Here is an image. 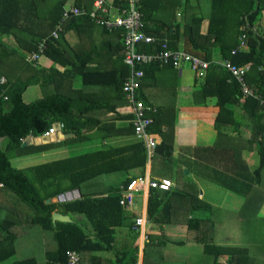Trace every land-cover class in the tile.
<instances>
[{
	"label": "trees",
	"instance_id": "trees-1",
	"mask_svg": "<svg viewBox=\"0 0 264 264\" xmlns=\"http://www.w3.org/2000/svg\"><path fill=\"white\" fill-rule=\"evenodd\" d=\"M69 1L0 0V80L4 78L0 82V263L15 258L12 264H66L70 250L78 252L83 264H131L137 259L139 234L132 230L117 193L120 184L143 178L147 162L146 150L130 123L132 106L121 93L129 74L123 63L124 33L107 31L85 17L63 19ZM93 2L72 0L71 5L88 12ZM128 3L112 0L120 9ZM137 9L143 14L144 33L155 40L153 45H141L140 51L156 52L166 42L171 50L208 62L193 91L196 105L211 98L218 108L213 121L216 136L205 148L209 154L205 161L213 172L207 179L242 197L236 212L223 210L200 200L197 185L183 180L185 170L176 168L172 159L177 82L162 75L172 71L176 77L179 70L158 64L141 67L138 98L156 109L149 114L148 132L156 142L151 173L176 182L169 191H149L150 227L142 248L143 264H264V29L258 23L264 0H138ZM58 23L61 32L54 39L51 33ZM85 30L109 38L107 48L116 52V69L98 68L94 73L75 69L77 53L69 48L81 45L77 35ZM41 39H46L42 56L70 69L60 72L25 62ZM90 46L99 48L94 42ZM224 59L250 66L246 81L254 97L243 99L239 84L214 64ZM194 74L196 82L199 74ZM75 75L81 76L85 87L105 85L107 78L110 86L105 85L104 95L96 98L79 96L70 82ZM33 85H39L42 98L26 103L23 95ZM116 122L124 126L113 132ZM54 125L74 137L22 147L28 136L42 137ZM116 137L132 139L122 145H95ZM80 144L89 147L26 169H16L10 162ZM246 152L258 156L253 171L243 158ZM74 190L80 192L79 199L45 203ZM55 212L69 216L70 222H54ZM74 214L84 220H74ZM122 229L126 234L118 240ZM222 230L226 236L220 241Z\"/></svg>",
	"mask_w": 264,
	"mask_h": 264
},
{
	"label": "crops",
	"instance_id": "crops-1",
	"mask_svg": "<svg viewBox=\"0 0 264 264\" xmlns=\"http://www.w3.org/2000/svg\"><path fill=\"white\" fill-rule=\"evenodd\" d=\"M71 2L72 0L69 1V5H71ZM203 30H205V27L203 28ZM77 37L79 40H81L80 41L81 45L74 47L73 50L69 48L70 51L77 53V57L73 58V61L75 62L76 70H79L82 73H94V71H96L98 68H100L101 70H112V69H116V66L118 67V65L115 64V59H116L115 53L116 52L114 48H110V49L107 48V44H109L111 41L105 35H101L98 32H93L91 30L90 31L85 30L79 33ZM91 42L98 44L99 48L92 49L93 46H90ZM99 50L100 52H98ZM83 53H91V56L88 58H84L82 56ZM40 59L41 60H39V63L36 65L37 68H44V69L55 68L59 70L60 72L70 69V66H67L64 68L59 65H56L55 63L50 61L45 56H42ZM184 68H182L180 71L176 73V77L174 76V72L172 71H166L164 72V74L162 73V75H164L168 81L170 79V82H173V80L175 79L177 82V86H176V113L177 115H176V122H175V136H174L172 159L175 161L176 168H182L185 170V173L187 174V176H185L183 180L184 181L191 180L197 185L198 190L200 191L198 194V198L200 200L205 202L204 199L207 198L208 201L219 200L220 202H223L224 200L227 199L228 194L226 193L229 191L223 189L222 187L214 184L212 181L207 179V176L213 175V172L209 169V168H212V165L208 164L205 161V158H207L209 155L208 153H206L205 148L210 147L212 145L214 138L216 136V132L213 126V121L218 113V108L214 104L215 100L211 98L207 99L205 103L202 102L204 104H199V105L195 104L193 100V91L196 88H198L204 74L201 76L198 75L197 76L198 79L196 78L197 81L194 82L195 74L188 69L191 73V76L181 81ZM91 75L92 76L90 77L92 78L94 77L97 80L100 79L98 75H95V74H91ZM70 82H72L73 92H76L79 96H85L88 98L89 97L96 98V96L98 95H104L102 94L101 91L105 89L106 87L110 86L109 79L107 78L106 83H105L106 87L103 83L101 85H97L96 87H92V86L85 87L81 84L82 80H81L80 75H75L71 79ZM94 82H99V81H94ZM41 98H42V93H41L39 85L30 86L23 95V100L26 103H30L35 100L41 99ZM111 101L112 100L110 99L109 102ZM154 110H155L154 111L155 113L156 109L154 108ZM112 116L113 114L111 115V118ZM123 126H124L123 122H116L114 123V126L110 130L114 132L116 129L118 130L119 128H122ZM55 128L57 132L59 127L55 125ZM130 139L132 138L131 137L129 138L128 137H116L112 139H106V141L97 142V144L95 145L96 147H100V145H104V144H110L112 146L122 145V144L129 143ZM77 146H78V151H83L89 147L88 144H80ZM68 149H65V150L61 149L60 152L67 155L68 153L71 152V151H68ZM195 153L197 155H195ZM254 155L256 157L255 153L246 152L243 154V158L246 161L247 166L250 171H253L257 164V158L255 161ZM186 169L188 170V172L186 171ZM175 174H176V171L173 172V175ZM143 178H144V181L145 179H148V178L149 179L155 178V179H161V180L163 179L161 177L152 175L151 162H148V163L146 162ZM138 180L139 179H136V181ZM170 182L172 183L171 189H173L176 185V182L175 180H172V181L170 180ZM141 188L142 189L137 191L136 193V201H135V204L136 203L140 204V210L137 212H134L133 211L134 206H133L130 211H125L126 216L129 217V223L130 221H133V218L140 215L141 213H145L146 215L147 201H148L150 190H147L146 186L143 183L141 185ZM218 189L224 190L223 192L224 194H222V192H220L221 190H218ZM117 193H118V190H117ZM205 203L208 205L214 206L208 202H205ZM201 215H203V217L207 216L206 213L201 214ZM73 216L75 217V215H72V218ZM146 219H147V215H146ZM148 230H146V232ZM125 234H126V229H122L118 240H123L122 237H124ZM143 245L144 244L142 243V240L140 239V236H139L138 238V248L139 249H138L136 261L137 260L142 261ZM112 255H113V252L107 253L108 257H111Z\"/></svg>",
	"mask_w": 264,
	"mask_h": 264
},
{
	"label": "built area",
	"instance_id": "built-area-1",
	"mask_svg": "<svg viewBox=\"0 0 264 264\" xmlns=\"http://www.w3.org/2000/svg\"><path fill=\"white\" fill-rule=\"evenodd\" d=\"M138 0H129L126 8H118L112 4L110 0H94L92 9L86 11L73 5L64 7L63 19L85 17L95 25L104 28L107 31L122 30L124 33L122 38L123 47V63L129 68V74L124 78L121 85L123 97L130 102L132 106L133 118L131 125L134 131L136 140L141 141L146 150V161H151L154 156L156 142L148 132V127L152 122L149 117L150 113H154V108L144 104L138 98V90L140 81L143 78L141 67L158 64L161 66H170L176 70H181L187 67L193 73H198L200 76L208 68V62L201 60L198 57L187 54L181 50H171L167 47L166 42H163L159 50L153 53L140 51L141 45H153L155 40L146 35L143 31L144 22L143 14L137 9ZM61 32V24L58 23L55 30L51 33V37L56 39ZM244 38V36H242ZM46 48V39H41L36 44V50L27 55V62L37 65L39 59L44 54ZM236 54V49L231 52ZM215 65L225 69L231 78L239 84V90L243 99L254 97L253 91L250 89L246 81L247 72L250 70L249 65L236 66L229 60L215 61ZM1 83L4 79L1 78ZM56 133L55 125L49 129L42 137L54 135ZM142 183L147 190L169 191L172 188V183L166 179L155 178H139L138 181H133L125 186L120 185L118 188L119 205L124 211H130L136 201V193L141 190ZM132 230L139 234L142 243L147 240L146 226L148 221L145 213L133 218ZM66 264H83L79 254L70 250L66 252ZM126 264V263H125ZM131 264H143L137 260Z\"/></svg>",
	"mask_w": 264,
	"mask_h": 264
},
{
	"label": "rangeland",
	"instance_id": "rangeland-1",
	"mask_svg": "<svg viewBox=\"0 0 264 264\" xmlns=\"http://www.w3.org/2000/svg\"><path fill=\"white\" fill-rule=\"evenodd\" d=\"M258 23L264 29V12H261V14L259 16ZM25 62H27V58H25ZM189 76H191V73L188 70V68L185 67L184 68V72H183V76L181 78V81H183L185 78H188ZM25 99H26V97H25ZM3 141L4 140L1 141V147L2 148L4 147V142ZM61 149L65 150V148H60V149L59 148H56V149L53 148V149L47 150V151H45L43 153H34V154H30V155H27V156H24V157L14 158V159H11L10 162H11V165L14 168H16V169H26V168H29V167H32V166H35V165L51 162L53 160H57V159L66 157L68 155H74V154H78V153L82 152V151H78V146L77 145H74L73 147H70L68 149V151H71V152L68 153V151H67V153H68L67 155L61 153L60 152ZM254 158H255L254 159L255 161H256V158H257V164H256V167H257L258 166V156H257V154H256V157L254 155ZM174 163H175V161H174ZM218 190H221L220 192H222V194H224L223 193L224 190H222V189H218ZM199 192L200 191L198 190V193ZM226 194H228L227 195L228 197L223 202H220L219 200L208 201L207 198L204 199V200H205V202H208V203L214 205L215 207H219V208H221L223 210L225 209L227 211L228 210H232L233 212H236L241 206L242 197L240 195L233 194V193H230V192H227ZM139 210H140V204L136 203L134 205V207H133V211L137 212ZM74 215H75V217L73 216V218L76 221L84 220V218L82 216L76 215V214H74ZM149 226H150V224H147L146 230L149 229ZM225 236H226V230H222L220 232V234H219L220 241L224 240ZM14 261H15V258H10V259H8V260H6V261H4V262H2L0 264H12Z\"/></svg>",
	"mask_w": 264,
	"mask_h": 264
},
{
	"label": "water",
	"instance_id": "water-1",
	"mask_svg": "<svg viewBox=\"0 0 264 264\" xmlns=\"http://www.w3.org/2000/svg\"><path fill=\"white\" fill-rule=\"evenodd\" d=\"M59 127V125H57ZM74 137L73 134H64L60 127L57 130V132L54 135H50V136H46V137H37V138H33L32 136H28L26 138V140L23 142L22 147L28 146V145H35V146H39V145H44V144H48V143H55V142H60L62 140L68 139V138H72ZM80 198V194L78 192V190H74V191H69L63 194H60L50 200H46L45 203L46 204H50V203H63V202H70L72 200H76ZM52 220L54 222L58 221V222H70V218L68 216L62 215L60 213H53L52 214Z\"/></svg>",
	"mask_w": 264,
	"mask_h": 264
}]
</instances>
